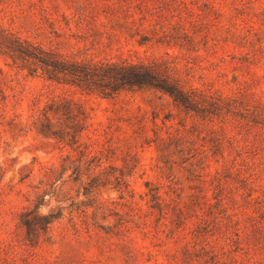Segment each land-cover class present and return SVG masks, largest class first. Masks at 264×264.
Here are the masks:
<instances>
[{
  "label": "rangeland",
  "instance_id": "rangeland-1",
  "mask_svg": "<svg viewBox=\"0 0 264 264\" xmlns=\"http://www.w3.org/2000/svg\"><path fill=\"white\" fill-rule=\"evenodd\" d=\"M0 27L78 59H164L199 108L0 50V264H264V0H0Z\"/></svg>",
  "mask_w": 264,
  "mask_h": 264
},
{
  "label": "trees",
  "instance_id": "trees-1",
  "mask_svg": "<svg viewBox=\"0 0 264 264\" xmlns=\"http://www.w3.org/2000/svg\"><path fill=\"white\" fill-rule=\"evenodd\" d=\"M145 39L139 41L145 43ZM0 50L26 68L31 75L41 74L46 79L76 86L83 91L113 97L123 90L152 89L168 95L184 111H198L195 90H187L172 74L166 60L132 63L108 59L70 57L59 50L23 37L0 27ZM51 220H46V229ZM28 229L31 223H23ZM37 238L38 229L35 228ZM36 242V241H35Z\"/></svg>",
  "mask_w": 264,
  "mask_h": 264
}]
</instances>
